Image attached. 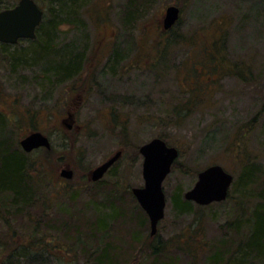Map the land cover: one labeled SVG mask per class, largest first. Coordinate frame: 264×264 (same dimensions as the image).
Masks as SVG:
<instances>
[{"label": "rangeland", "instance_id": "1", "mask_svg": "<svg viewBox=\"0 0 264 264\" xmlns=\"http://www.w3.org/2000/svg\"><path fill=\"white\" fill-rule=\"evenodd\" d=\"M36 2L45 23L58 7L61 23L49 48L41 47L43 34L0 47V109L13 118L7 132L14 140L39 130L52 148L25 152L33 201L23 212L0 210V264H98L104 249L115 264H151L156 235L201 246L197 257L171 247L156 263L213 264L215 252L224 256L223 248L244 236L243 200L249 207L257 201L237 183L243 158L262 167L255 187L264 184V0ZM172 4L179 18L165 31ZM63 48H78L85 60L68 79L52 72ZM160 135L179 156L162 182L164 216L150 237L131 188L144 183L139 146ZM117 150L104 176L90 181V170ZM211 164L233 175L227 198L177 210L172 195H183ZM65 165L69 179L60 175ZM102 219L101 232L94 226Z\"/></svg>", "mask_w": 264, "mask_h": 264}, {"label": "trees", "instance_id": "2", "mask_svg": "<svg viewBox=\"0 0 264 264\" xmlns=\"http://www.w3.org/2000/svg\"><path fill=\"white\" fill-rule=\"evenodd\" d=\"M7 1L10 2L9 0ZM7 1L0 0V10L9 8L16 4L15 3L13 5H9ZM59 5L63 9V6L61 4ZM134 8L135 7H131V9ZM131 9L129 14L135 11V9L134 10ZM58 11L59 8L57 7L55 13L53 12L51 14L50 20L46 23L44 20L47 18V14L46 12H44L42 20L36 29V36L39 37L42 34L45 36V39L43 38L44 40L41 41L42 42L41 47H44V49L49 48L51 41L50 35L53 33V29H55L56 26L61 23L57 21ZM130 16L131 14L129 15V17ZM37 41L39 40L37 39ZM73 46L75 48V45ZM0 47L4 48L5 44L1 43ZM64 49L65 48L62 49V52H59V55L57 54L58 55L57 57L59 58L60 62H58V64L53 67L54 71L52 72H55V74H57L58 76H62L63 78L68 79L73 74L80 73L82 71L83 69L82 65L85 60L83 59V54L77 52L78 48H76L74 51L70 50L69 52H65ZM7 117H8L7 114L0 109V210L8 211V210L16 209L15 212H23V210L29 208V206L33 201L32 188L34 185H31V182L35 177L33 176V174L30 173L31 168H33V162L27 160L25 151H23V149L19 144L20 140L19 141L14 140L11 136H9V133L7 132L9 130L7 129L13 130L14 127L12 125L13 118H11L10 119L11 122H9ZM121 131L123 134L125 133L124 129H122ZM156 137H160L166 141V139L162 135ZM49 151H51V149L47 150L46 152ZM242 160H243V166L241 167L240 176L237 178V183L241 184V187L245 189L244 191L247 192L250 198L251 196L254 195L257 201L253 207L252 206L249 207L248 204L249 201L243 200V202L247 203V208H248L247 210L245 204H242L241 208L243 209L244 214H239V216L242 217L241 222L245 219V216L248 214L246 217L245 224L244 222H242V225L240 226L243 230L244 236L243 238H240L238 241L234 240V242H232L230 246L224 247L223 248L224 256L221 255L216 256L217 254L215 252L214 253L215 261L214 260L212 261L213 264H218L220 261H223L225 258L227 259L226 264H228L229 259H237V263L234 264H264V184L260 189H257V187H255L256 185H258L255 184L256 181L259 183L261 180L262 167L260 165L256 166L254 163H248V159L246 158H243ZM176 167H177V162L175 160L171 166V169ZM241 182H243V184ZM171 201H172V205L182 213L189 211L193 206L192 201L186 200L183 197L182 192L174 193L172 195ZM249 208L251 210H249ZM145 216L146 215L142 217V224L145 221ZM196 219L197 222L195 223H198L201 218L199 219L196 216L195 220ZM105 223L106 222L104 221V219H102V221L101 220L98 221V223L95 224L94 227L95 229L101 230L102 232L106 226ZM94 227L91 228L93 229ZM198 228L201 231L199 226H197V229ZM236 233H237V228H236ZM172 241L175 240L162 241L160 240V237L158 235L153 236L149 244V250L151 254L154 255L155 257H154V262L151 264H170V262L168 261L156 263V259L158 260L159 255H163V253L168 252L171 247L178 248L184 253L189 254V252H191L190 255L192 257H197V255L200 252V247H201L200 245L196 244V247H193V246H188L189 243L185 244L178 242L177 244L175 243L178 241L177 239L173 243ZM194 243L195 242H193V244ZM108 253L109 251L107 249H104L99 255L100 257L96 258L97 263L115 264V262L108 257L109 256ZM29 254H39V253L36 250V251H32V253ZM39 257H34V258L36 260V259H40Z\"/></svg>", "mask_w": 264, "mask_h": 264}, {"label": "water", "instance_id": "3", "mask_svg": "<svg viewBox=\"0 0 264 264\" xmlns=\"http://www.w3.org/2000/svg\"><path fill=\"white\" fill-rule=\"evenodd\" d=\"M180 9L172 4L165 8L162 26L171 28L179 18ZM43 17V10L35 0H18L9 8L0 10V42L15 44L21 38L32 39L36 36V28ZM67 120L71 121L67 118ZM68 128L71 127L69 122ZM25 152L39 147L51 148L49 137L39 130L31 131L19 141ZM142 156V186H135L131 191L141 208L146 212L150 224V236L158 229V223L164 216L166 205L162 182L171 170L173 162L179 156V150L160 137L141 144L138 149ZM117 150L104 162L88 173L90 181L101 179L113 163L121 156ZM64 178L72 177V169L67 165L60 170ZM233 182V175L219 164H211L197 173L194 185L186 190L183 197L199 205L225 200Z\"/></svg>", "mask_w": 264, "mask_h": 264}, {"label": "flooded vegetation", "instance_id": "4", "mask_svg": "<svg viewBox=\"0 0 264 264\" xmlns=\"http://www.w3.org/2000/svg\"><path fill=\"white\" fill-rule=\"evenodd\" d=\"M179 9H180V8H179ZM179 13H180V12H179ZM162 27H163V26H162ZM171 28H172V27H171ZM171 28H170V29H171ZM163 30L167 31V30H169V29H164V28H163ZM73 117H74V114H73L71 111H68V112H67V118L73 121V120H74ZM67 118H66V121L70 122L69 120H67ZM72 124H73V123H71V127H72ZM71 127H70V128H71ZM65 166H67V165H65ZM68 166H69V165H68ZM69 167H70V166H69Z\"/></svg>", "mask_w": 264, "mask_h": 264}]
</instances>
